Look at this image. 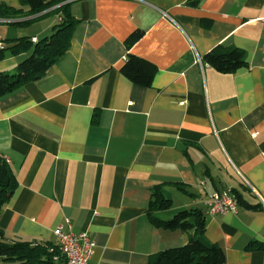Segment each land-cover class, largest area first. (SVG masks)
<instances>
[{
	"label": "crops",
	"instance_id": "crops-1",
	"mask_svg": "<svg viewBox=\"0 0 264 264\" xmlns=\"http://www.w3.org/2000/svg\"><path fill=\"white\" fill-rule=\"evenodd\" d=\"M66 7L77 21L66 53L40 79L0 97V153L17 182L0 211L6 241L57 244L61 227L93 239L89 264H146L192 234L150 222L148 203L160 184L172 205L156 217L199 207L224 264H264V251L249 246L264 243V0H72ZM52 8L32 15L27 28L0 18L6 47L49 36ZM135 30L143 34L127 49ZM217 44L242 49L247 66L222 73L205 63ZM28 53L5 50L0 71ZM127 53L156 66L149 87L120 72ZM227 189L245 203L236 213H209L208 196Z\"/></svg>",
	"mask_w": 264,
	"mask_h": 264
},
{
	"label": "trees",
	"instance_id": "trees-1",
	"mask_svg": "<svg viewBox=\"0 0 264 264\" xmlns=\"http://www.w3.org/2000/svg\"><path fill=\"white\" fill-rule=\"evenodd\" d=\"M64 0H19L16 7L0 2V18L10 20L16 25H24L37 15L60 4ZM60 11L63 20L56 22L49 36L32 41L26 36L15 39V42L0 50L2 53L9 48L12 54L29 52L22 58L12 71H0V97L7 95L26 83L40 79L48 69L64 55L69 48L74 25L77 21L69 13L66 4L57 6L53 11ZM22 27V26H19ZM143 34L135 30L125 39L127 49ZM33 38V37H32ZM34 43L33 48L31 47ZM208 65L222 73H232L246 67L245 52L235 46L217 44L203 55ZM157 71L156 66L134 54L127 53L120 72L136 85L149 87ZM17 186L15 175L8 160L0 153V211L11 198ZM162 185L153 188L147 207L150 222L164 229H179L191 232L188 241L180 246L169 247L149 256L146 264H224V250L217 243L211 242L205 235V218L202 209L192 207L181 209L168 219H160L154 215L157 210L169 209L171 199L167 198L161 189ZM179 189L187 191L181 186ZM237 203H245L236 189L231 190ZM248 208H254L246 203ZM249 246L264 251V243L251 241ZM64 257L60 252L58 242H41L12 239L6 241L0 230V264H63Z\"/></svg>",
	"mask_w": 264,
	"mask_h": 264
},
{
	"label": "built area",
	"instance_id": "built-area-1",
	"mask_svg": "<svg viewBox=\"0 0 264 264\" xmlns=\"http://www.w3.org/2000/svg\"><path fill=\"white\" fill-rule=\"evenodd\" d=\"M35 37L31 38L35 41ZM5 42L0 36V50L4 49ZM7 159V158H6ZM206 205L209 213H225L237 211V202L230 190L214 192L208 196ZM61 254L64 257L63 264H89V259L94 247L93 239L85 231H63L61 227L54 230Z\"/></svg>",
	"mask_w": 264,
	"mask_h": 264
},
{
	"label": "rangeland",
	"instance_id": "rangeland-1",
	"mask_svg": "<svg viewBox=\"0 0 264 264\" xmlns=\"http://www.w3.org/2000/svg\"><path fill=\"white\" fill-rule=\"evenodd\" d=\"M69 1H72V0H68V1H63V2H61L60 4H56V5H54V8H52V10L51 11H53L57 6H59V5H61V4H67ZM56 12V18H55V20H56V22H59V21H62L63 20V15H62V12H60V11H58V10H56L55 11ZM31 16H29L28 18H30ZM4 20H7V19H4ZM8 21V20H7ZM10 21V20H9ZM31 22H28V23H26V24H24V28H27L28 26H31L33 23H31ZM30 24V25H29ZM14 26H23V25H16V24H14ZM2 38V37H1ZM2 41L3 42H6L5 41V39L4 38H2ZM5 45H6V43H5ZM33 46H34V43H32V45H31V47L33 48ZM10 49L9 48H7L6 49V51H9ZM13 69H11V70H9V72L10 71H12Z\"/></svg>",
	"mask_w": 264,
	"mask_h": 264
}]
</instances>
